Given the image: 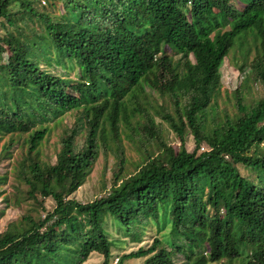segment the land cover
<instances>
[{
    "label": "trees",
    "instance_id": "16d2710c",
    "mask_svg": "<svg viewBox=\"0 0 264 264\" xmlns=\"http://www.w3.org/2000/svg\"><path fill=\"white\" fill-rule=\"evenodd\" d=\"M0 26V165L9 166L0 197L5 208L27 206L0 232V264H84L94 253L107 263L109 221L135 241L148 225L170 226L169 247L155 237L119 264H264V0H0ZM234 49L244 83L258 82L263 96L249 107L238 97L237 115L219 118L212 102ZM146 94L171 111L147 110ZM71 111L76 127L54 163L43 161L49 124ZM153 113L179 148L161 140ZM142 133L150 140L125 177L122 136ZM100 152L118 170L106 195L81 203L73 195Z\"/></svg>",
    "mask_w": 264,
    "mask_h": 264
},
{
    "label": "rangeland",
    "instance_id": "374dc122",
    "mask_svg": "<svg viewBox=\"0 0 264 264\" xmlns=\"http://www.w3.org/2000/svg\"><path fill=\"white\" fill-rule=\"evenodd\" d=\"M238 9L242 8V5L234 1ZM4 29L0 26V34H2ZM251 41H248L245 49H250L249 59L253 57V49L251 47ZM243 52H240L238 49H234L228 58H226L220 68L221 76V87L219 93L214 98L212 106L216 111V114L219 118L224 116L233 117L237 115V98L242 99V103L245 107L252 105L258 98L263 96L262 86L258 82L249 80L247 83H244V77L247 75L245 72L239 73L237 71V66H240L243 63ZM56 73V70H52ZM246 71V70H245ZM74 77V74L70 75ZM149 94V93H148ZM148 104L145 105L147 110L151 112L159 111L160 105L167 107L171 111V106L168 103L167 98H161L158 96H148ZM143 97L139 98L141 102ZM154 121L159 125L161 130L160 138L168 146H173L176 148L180 147L181 140L180 138L170 129V127L163 122L158 116L153 113ZM210 118V116H209ZM77 125V114L75 111H71L65 114L60 121L50 123L49 127L51 128L50 134L47 137L46 141L41 147V159L45 162L54 163L55 154L58 148V142L61 136L66 130H69ZM134 142L127 140L122 136V148L125 155L126 163L124 166L123 174L125 177L135 174L137 170V165L139 163L140 157L137 150H140L139 147L145 146L149 142L150 138L147 133H142L141 136L130 135ZM7 138H4L0 141V147L2 143ZM140 141V142H139ZM82 142L81 138H77V144L79 145ZM184 143L187 151H192L193 149V139L192 135L189 134L188 129L184 135ZM204 148H206L203 145ZM263 147V145L261 146ZM142 149L144 147H141ZM12 156L16 157L20 153V149L15 147L11 149ZM4 167H9L7 161H3L0 165V172L4 171ZM240 173L249 178H254V174L251 173L248 169L243 166H238ZM118 170L117 160L110 152H100V155L97 161L94 164L92 172L87 178L84 185L78 189V191L73 195L74 199L81 203H91L96 199L107 194L113 180V172ZM6 193H10L13 189L8 182V186L4 187ZM44 208L47 211H51L54 207L53 202L50 199L45 200ZM27 206L22 205L20 210L10 208H5V205L0 197V210L3 211V216L0 217V232H2L9 222L15 221L21 214L26 212ZM40 216H44L45 213L39 211ZM111 222H108L107 230L109 232L110 238L113 241L114 245L111 249V257L107 263H104L103 256L99 254H91L89 259L84 264H119L118 259L123 255L137 251L139 248H147L151 245L153 238L157 237L161 241L167 244V247L172 243L171 236L169 235L170 226L168 224H161L160 228L155 227L154 225H148L144 229V233L140 235L139 241L133 240L132 237H127L117 231L116 228L110 225ZM176 264H184L185 260L182 256H177L174 258ZM143 259H132L124 261L123 264H141ZM216 264V263H215ZM238 264V263H236Z\"/></svg>",
    "mask_w": 264,
    "mask_h": 264
},
{
    "label": "built area",
    "instance_id": "2783aa9c",
    "mask_svg": "<svg viewBox=\"0 0 264 264\" xmlns=\"http://www.w3.org/2000/svg\"><path fill=\"white\" fill-rule=\"evenodd\" d=\"M201 150H202V148H201Z\"/></svg>",
    "mask_w": 264,
    "mask_h": 264
}]
</instances>
